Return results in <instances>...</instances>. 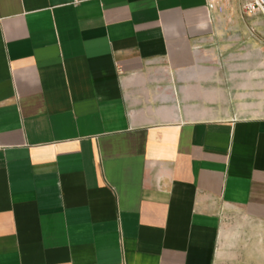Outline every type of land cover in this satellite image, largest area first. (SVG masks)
Here are the masks:
<instances>
[{"label": "crops", "instance_id": "0c3cea01", "mask_svg": "<svg viewBox=\"0 0 264 264\" xmlns=\"http://www.w3.org/2000/svg\"><path fill=\"white\" fill-rule=\"evenodd\" d=\"M0 264H264V14L0 0Z\"/></svg>", "mask_w": 264, "mask_h": 264}, {"label": "built area", "instance_id": "2783aa9c", "mask_svg": "<svg viewBox=\"0 0 264 264\" xmlns=\"http://www.w3.org/2000/svg\"><path fill=\"white\" fill-rule=\"evenodd\" d=\"M86 0H73L74 3L82 2ZM221 0H207L208 8H212ZM240 7L244 14H250L254 12H261L264 14V0H239Z\"/></svg>", "mask_w": 264, "mask_h": 264}]
</instances>
